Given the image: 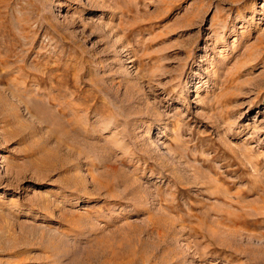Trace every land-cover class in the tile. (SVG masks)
Segmentation results:
<instances>
[{"label": "rangeland", "instance_id": "obj_1", "mask_svg": "<svg viewBox=\"0 0 264 264\" xmlns=\"http://www.w3.org/2000/svg\"><path fill=\"white\" fill-rule=\"evenodd\" d=\"M0 264H264V0H0Z\"/></svg>", "mask_w": 264, "mask_h": 264}, {"label": "bare ground", "instance_id": "obj_2", "mask_svg": "<svg viewBox=\"0 0 264 264\" xmlns=\"http://www.w3.org/2000/svg\"><path fill=\"white\" fill-rule=\"evenodd\" d=\"M63 111V110H62Z\"/></svg>", "mask_w": 264, "mask_h": 264}]
</instances>
